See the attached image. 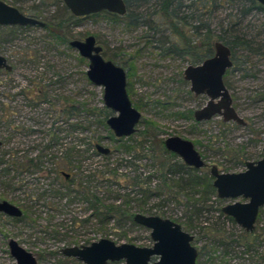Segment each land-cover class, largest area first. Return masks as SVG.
Instances as JSON below:
<instances>
[{"label": "rangeland", "instance_id": "obj_1", "mask_svg": "<svg viewBox=\"0 0 264 264\" xmlns=\"http://www.w3.org/2000/svg\"><path fill=\"white\" fill-rule=\"evenodd\" d=\"M2 1L43 22L70 14L61 0ZM150 2L148 5L153 3ZM175 3L179 4L176 8L173 6L179 9V16H186L187 24L178 25L187 36L193 34L192 25L204 23L217 31L229 19L240 22L238 27L245 34L264 36V15L252 11L242 17L237 8L242 4L237 0H215L214 3L175 0ZM211 6L217 7L211 10ZM154 18L143 16L141 20L145 23L126 30L123 24L105 16L87 17L74 24L70 22L68 29L75 39L94 35L103 48V56L125 71L132 61L133 75L130 80L127 78V87L132 104L141 105L138 109L141 118L136 132L121 138L103 126L104 114L107 112L109 116L114 112L104 106L102 87L88 80L85 73L88 61H81L74 48L51 37L44 26L0 29V55L12 66L10 71L0 69V200H7L23 211L18 221L0 213V264H15L7 246L9 238L31 251L38 264H83L64 256L60 250L103 237L118 244L151 246L149 230L133 224L125 216H112L103 223L99 217L91 216L90 201L82 199L61 171L69 173L74 180L82 178V186L88 187L103 204H120L133 213L148 215L150 211L182 222L190 211L188 201L177 186L167 190L152 142L138 143L130 151L121 147L137 143L147 121L154 124V139L164 141L168 136L178 135L194 143L207 163L199 174H209L212 164L223 172L241 171L245 168L242 158L262 157L264 56L236 49L234 66L225 77L233 106L246 121L245 125L223 122L220 116L201 122L193 117H178L179 112L187 114L200 108L207 97L194 96L183 78L189 56L165 55L157 41L168 38L165 49L174 41L179 42L167 28L170 19ZM148 25L158 26L160 32L154 36L157 40L146 45L153 32L147 31ZM149 139L153 140L151 136ZM97 143L108 147L110 152L99 153L95 148ZM30 159L39 164L38 169L25 165ZM166 177L177 179V176ZM135 181L147 193L141 192ZM156 192L161 193L156 195ZM148 193L153 194L146 197ZM95 197H91L94 204L98 202ZM207 204L210 209L195 216L197 226L189 231L193 235L192 244L199 252L208 243L209 225L223 222L225 230L240 235L237 224L219 217L218 208L224 203L215 194ZM101 211H104L103 205ZM202 226L205 228L201 229ZM259 226H264V211ZM228 250L227 255H223V249L210 255L199 253L196 264H264V243L249 250L234 244Z\"/></svg>", "mask_w": 264, "mask_h": 264}, {"label": "water", "instance_id": "obj_2", "mask_svg": "<svg viewBox=\"0 0 264 264\" xmlns=\"http://www.w3.org/2000/svg\"><path fill=\"white\" fill-rule=\"evenodd\" d=\"M264 5V0H256ZM74 16H86L107 11L123 15L126 13L124 0H62ZM0 25L40 26L45 22L25 15L16 7L0 0ZM69 46L88 61L86 76L88 80L103 89L104 106L114 112L106 119L107 126L116 137H127L136 131L141 112L136 109L128 96L125 69L102 55V46L92 34L83 39H71ZM233 65L231 50L222 41L214 42V52L200 63L189 64L183 70V78L189 83L194 96L205 95L206 103L193 112L196 121L209 120L220 116L224 122L245 125V120L233 106V99L224 83V75ZM0 69L10 71L12 66L0 55ZM164 147L175 153L187 166L199 169L206 165L193 142L178 135L168 136ZM1 145V142H0ZM96 150L108 154L110 149L99 143ZM263 155L257 160L245 162V168L237 172H223L211 165L209 173L216 196L220 199H237L221 207L245 231H252L260 207L264 206V144ZM0 213L20 217L21 209L7 200H0ZM133 221L149 230L151 246L133 243H116L103 237L85 245L65 246L61 253L75 258L83 264H108L123 261L124 264H196L198 249L192 244L193 235L182 229L174 220L158 215L135 213ZM7 246L15 264H37L35 255L26 250L14 238H9Z\"/></svg>", "mask_w": 264, "mask_h": 264}, {"label": "trees", "instance_id": "obj_3", "mask_svg": "<svg viewBox=\"0 0 264 264\" xmlns=\"http://www.w3.org/2000/svg\"><path fill=\"white\" fill-rule=\"evenodd\" d=\"M150 1H153V3L151 5H148L149 3H151ZM211 1L214 3L215 0L214 1L211 0ZM237 1L240 4H242V6H237L239 10V14L242 17L246 16L248 13L252 11H258L264 15V6L259 4L256 0H237ZM124 2L126 4V13L123 15L102 11L83 17H76L70 13L65 18L53 17L50 21L45 22L44 28L48 31V34L51 37L55 38L57 41L61 43L68 44L69 40L75 39L69 35L68 29L71 25L70 22H73L74 24L75 22L83 18L105 16L107 18H110L111 20L123 24L126 30H132L134 28H137L141 24V22L144 21L141 20L143 16H152L153 19H155L154 17L156 16H163L166 19H170L167 28L171 30L172 35L177 36L175 37L174 40L179 39V42L174 41V43L170 44V46L165 49L164 46H166V44L169 42V39L166 37L164 40L158 38H157L158 40L155 39L154 36L160 32V30H158V26L148 25L147 31L152 30L153 32L152 35H150L152 39L146 41V45L154 42L153 40H157L160 44V47L163 49L165 55H169L173 53L181 56L187 55L189 56V60H188L189 64H197L213 54L215 41H222L224 44L228 45L231 50L232 62L234 58L233 55L235 54L236 49L247 50L259 56H264V36L262 34L250 35L241 32V30L238 27L240 22L229 19L228 24L226 26H223L221 24L217 31L211 30L209 25L204 23L195 24L192 25V30H193L192 36H187V34L183 31L181 26H179L181 25L182 22L183 23L185 22V24H187L186 16L180 17L178 12L179 9L173 8V6H175V8L179 6V4L175 3V0H124ZM63 6L64 8H66L64 4ZM215 7L217 6H211V10L212 8ZM143 23H145V21ZM4 28H5L4 26H0V29H4ZM6 28H10V27H6ZM155 47L160 48L159 46L156 45ZM136 54H139V50L136 51ZM79 59L81 61H85V58L81 56H79ZM233 66H234V62L232 67ZM130 69H132V61L130 63L129 69L126 71L127 78L129 80L133 75V71ZM228 73H229V69L226 71L224 75L225 85H226L225 77H227ZM128 92L130 95L131 94L130 88L128 89ZM133 105L134 107H136V109L139 110L141 109V105L139 104V102L138 103L133 102ZM176 115L178 117L192 118L193 112L189 111L187 112V114L179 112ZM107 117L108 115L106 112L104 114V118L102 119L103 126H107L106 125ZM152 126H154V124L152 122L147 121V125L145 126V129L140 131L141 136L139 138L141 139H139V141L134 144H130V145L122 144L121 147L124 151H130L133 148H135L136 144L138 143L141 144L147 141L152 142L153 144L152 150L155 153L156 151L158 152L157 154H155V157L158 159L157 166L158 169L163 173L162 176L165 178L164 184L167 185L166 186L167 190L170 191L173 187L177 186L179 192H183V195L186 197V200L188 201L187 206L190 207V211H188L187 215L184 217V220L182 222H179V224L185 231L187 232L192 231V229H194L197 226L195 216H199L202 212L208 211L210 209L209 208L210 206L206 207V205L208 206L207 202L209 201L210 196L212 194L216 195L215 189L212 186V177L207 173L199 174L198 172L202 168L196 169L187 166L175 153L168 151L164 147L162 140L153 138V136L155 137L156 134H155V129ZM150 136L153 139L152 141L149 139ZM242 161L245 163L247 159L242 158ZM27 162L28 163H25L26 166H32L34 168L39 167V164L31 159ZM20 164L21 166H23L22 162ZM227 169L228 168H226V170ZM166 175L170 177L177 176V179L176 180L173 178L169 179L166 177ZM106 179L111 180L112 178L106 177ZM115 181L117 182L118 180ZM135 183L139 185V190L144 193L145 190L142 188L143 187L142 184L138 181H135ZM68 184L72 185L75 191L81 194V197L82 199L85 200V202L90 201V207L92 208L91 216L99 217L102 223L106 222L112 216L113 217L125 216L133 224H135V222L133 221V216L135 213L130 212V210L127 209V207L126 208L122 207L120 204H112V203L103 204L102 201L100 200L98 201V198H96L94 195L91 194L88 187L82 186V178L81 180H74L71 178V180L68 181ZM145 193L147 192L145 191ZM160 193L161 192H156V195H159ZM152 194L153 193H148L146 197H149ZM91 197H95V200L98 202H96L95 204L91 202L92 201ZM101 205H103L104 211H101ZM125 205H128V203H125ZM218 212H219L218 213L219 217H223L224 219H226V221L229 220L230 223L236 225V223L230 216L225 215L221 211L220 207L218 208ZM136 213H141V212H136ZM262 213L263 212L259 213L255 228L251 232H247L244 231L243 229H240V235L238 236L232 232L225 230L223 222L222 223L217 222L212 225H209L208 230L206 232L208 234L207 236L208 243L204 244L200 248L201 250L199 253H205L210 255V253L215 254L216 251H218V249H223L224 250L223 255H227L230 253V251L228 250L229 247L234 246V244L243 245L246 247L247 250H249L252 247H255L256 245H261L262 243H264V226L258 227V225L262 218ZM148 215H156V213H152L148 211ZM161 217L167 218V216H161ZM20 218L21 216L18 218H13V220L18 221L20 220ZM200 228L204 229L205 226H202ZM221 261H223V259Z\"/></svg>", "mask_w": 264, "mask_h": 264}, {"label": "flooded vegetation", "instance_id": "obj_4", "mask_svg": "<svg viewBox=\"0 0 264 264\" xmlns=\"http://www.w3.org/2000/svg\"><path fill=\"white\" fill-rule=\"evenodd\" d=\"M62 1V0H61ZM7 4H9V3H7ZM9 5H11V4H9ZM11 6H14V5H11ZM264 6V5H263ZM15 7V6H14ZM17 8V7H16ZM20 12H22L19 8H17ZM23 14H25V15H27L26 13H24V12H22ZM29 16H31V15H29ZM87 16V15H86ZM32 17H34V16H32ZM77 17V16H76ZM79 17H83V16H79ZM0 26H4V25H0ZM19 27V28H26V27H31V26H19V25H13V26H9V25H6V26H4V27ZM104 57V56H103ZM105 58V57H104ZM106 59V58H105ZM232 59V58H231ZM126 79H127V74H126ZM128 84V83H127ZM126 89H127V93H128V96H129V98H130V95H129V92H128V89H129V87H127V85H126ZM133 105V104H132ZM134 106V105H133ZM203 106V105H202ZM198 109V108H197ZM194 112V111H193ZM110 116V115H109ZM194 119V118H193ZM195 120V119H194ZM196 121V120H195ZM202 121H207V120H202ZM223 121V120H222ZM197 122H201V121H197ZM224 122V121H223ZM246 122V121H245ZM107 125V124H106ZM137 130V129H136ZM136 132V131H135ZM134 132V133H135ZM130 136V135H129ZM116 137V136H115ZM128 137V136H127ZM116 138H121V137H116ZM164 144V143H163ZM194 144V143H193ZM195 146V145H194ZM96 148V147H95ZM196 148V147H195ZM200 153V152H199ZM201 154V153H200ZM202 156V155H201ZM203 158V157H202ZM204 159V158H203ZM204 161H205V159H204ZM248 161V160H247ZM246 162V161H245ZM205 163H206V161H205ZM245 164V163H244ZM212 165H215V164H212ZM207 166V163H206V165L204 166V167H206ZM217 166V165H216ZM28 168L29 167H32V166H27ZM204 167H202V168H204ZM218 167V166H217ZM36 169H38V168H36ZM219 169V168H218ZM34 172H37V171H34ZM61 173L63 174V176H64V178H65V180H67V181H69V180H71V175L69 174V173H66V172H64V171H61ZM210 174V173H209ZM211 176V175H210ZM216 196V195H215ZM216 198H218L217 196H216ZM4 200V199H3ZM218 200L221 202V203H224L223 205H225V204H227V203H231V202H234L235 200H239V201H244V199H242L241 197H239V198H237V199H220V198H218ZM11 203V202H10ZM13 204V203H12ZM15 205V204H14ZM222 205V206H223ZM17 206V205H16ZM221 206V207H222ZM220 207V208H221ZM20 208V207H19ZM21 209V208H20ZM21 211H22V209H21ZM264 211V206H262V207H260V209H259V213L260 212H263ZM259 213H258V215H259ZM2 214H4V213H2ZM6 215V214H5ZM22 215H23V211H22ZM21 215V216H22ZM8 216V215H7ZM10 217H12V216H10ZM12 218H18V217H12ZM258 218V217H257ZM256 222H257V220H256ZM255 225H256V223H255ZM183 229V228H182ZM242 229V228H241ZM244 230V229H243ZM245 231V230H244ZM247 232H249V231H247ZM251 232V231H250ZM150 233V232H149ZM192 242H193V240H192ZM152 241H151V245H152ZM61 251V250H60ZM198 254H199V250H198ZM36 257V256H35ZM37 264H38V262H37Z\"/></svg>", "mask_w": 264, "mask_h": 264}]
</instances>
